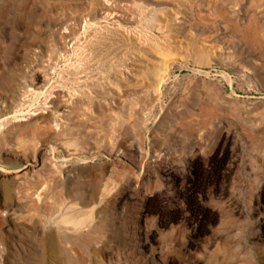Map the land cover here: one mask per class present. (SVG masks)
<instances>
[{
  "label": "rangeland",
  "instance_id": "374dc122",
  "mask_svg": "<svg viewBox=\"0 0 264 264\" xmlns=\"http://www.w3.org/2000/svg\"><path fill=\"white\" fill-rule=\"evenodd\" d=\"M0 119V264H264V0H0Z\"/></svg>",
  "mask_w": 264,
  "mask_h": 264
},
{
  "label": "bare ground",
  "instance_id": "6f19581e",
  "mask_svg": "<svg viewBox=\"0 0 264 264\" xmlns=\"http://www.w3.org/2000/svg\"><path fill=\"white\" fill-rule=\"evenodd\" d=\"M43 117V116H42ZM1 119H0V124H1ZM19 126V125H18ZM33 128V127H32ZM6 133V132H5ZM39 150V149H38ZM40 152V151H39ZM83 159V158H82ZM85 160V159H84ZM29 166V165H28ZM139 181V180H138ZM65 220H69V217H66Z\"/></svg>",
  "mask_w": 264,
  "mask_h": 264
}]
</instances>
